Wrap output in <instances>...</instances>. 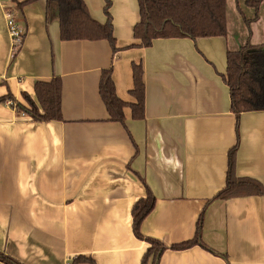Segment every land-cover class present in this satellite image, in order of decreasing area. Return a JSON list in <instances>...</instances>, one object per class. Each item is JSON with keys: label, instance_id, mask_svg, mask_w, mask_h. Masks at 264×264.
<instances>
[{"label": "crops", "instance_id": "1", "mask_svg": "<svg viewBox=\"0 0 264 264\" xmlns=\"http://www.w3.org/2000/svg\"><path fill=\"white\" fill-rule=\"evenodd\" d=\"M113 43L63 41L59 15L42 1L0 0V99L37 104V82H63L62 121L37 122L0 104V252L21 264H142L151 246L133 232V207L150 189L156 205L141 226L162 244L159 264H264V192L216 199L235 176L264 190V111H231L227 56L250 44L264 51V1L227 0L225 37H134L137 0H111ZM104 25L106 0H84ZM26 29L12 57L6 10ZM142 65L145 119L131 105L133 66ZM112 70L125 122L100 97ZM178 251L172 246L196 238ZM205 246V247H204ZM0 264H7L0 261ZM78 264H90L83 262Z\"/></svg>", "mask_w": 264, "mask_h": 264}, {"label": "trees", "instance_id": "2", "mask_svg": "<svg viewBox=\"0 0 264 264\" xmlns=\"http://www.w3.org/2000/svg\"><path fill=\"white\" fill-rule=\"evenodd\" d=\"M42 0H28L27 3ZM47 9L54 8L59 15L61 39L63 41H98L107 40L113 43L112 16L109 13L112 1L106 0L105 13L108 17L102 25L93 19L88 12L84 0H43ZM140 21L134 27V37L140 41L142 48L151 47L153 41L159 39H179L225 37L227 27V0H137ZM264 0H247L246 6L258 9ZM250 44L227 56L228 69L226 82L231 95V111L237 115L243 112L264 111V51H249ZM15 57V56H14ZM142 65L133 66L134 89L132 96L136 104L131 105L135 120L145 119V81ZM100 97L103 100L110 120L124 124V109L128 106L117 97L112 70L103 71L100 78ZM63 82L55 78L49 82H37L35 98L38 104L28 95L24 96L28 106L21 105L12 95L0 99V104L13 102L17 113L29 115L41 123L62 121ZM236 149L230 153L227 187L218 193L216 199H234L263 194L264 190L258 181L238 179L235 176ZM155 197L150 189L145 199L138 201L133 207V232L138 239L146 241L151 248L143 258L142 264H159L164 247L153 239H145L141 234V226L154 210ZM203 218L197 226L196 238L185 244L172 246L173 250L182 251L201 243ZM205 247V246H204ZM0 261L7 264H21L17 260L0 252ZM93 260L80 257L73 264Z\"/></svg>", "mask_w": 264, "mask_h": 264}, {"label": "built area", "instance_id": "3", "mask_svg": "<svg viewBox=\"0 0 264 264\" xmlns=\"http://www.w3.org/2000/svg\"><path fill=\"white\" fill-rule=\"evenodd\" d=\"M5 15L8 32L10 34L12 57L16 58L24 44L27 32L26 29L18 22L17 17L12 10H6ZM9 105H13V102H9Z\"/></svg>", "mask_w": 264, "mask_h": 264}]
</instances>
